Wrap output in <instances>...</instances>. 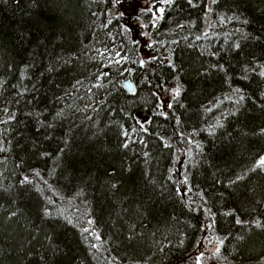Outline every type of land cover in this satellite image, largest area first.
I'll return each mask as SVG.
<instances>
[{
	"label": "trees",
	"instance_id": "16d2710c",
	"mask_svg": "<svg viewBox=\"0 0 264 264\" xmlns=\"http://www.w3.org/2000/svg\"><path fill=\"white\" fill-rule=\"evenodd\" d=\"M155 2L0 0V264H264V0Z\"/></svg>",
	"mask_w": 264,
	"mask_h": 264
},
{
	"label": "rangeland",
	"instance_id": "374dc122",
	"mask_svg": "<svg viewBox=\"0 0 264 264\" xmlns=\"http://www.w3.org/2000/svg\"><path fill=\"white\" fill-rule=\"evenodd\" d=\"M155 1L157 0H132V4H134L137 9V13H139V11H145L147 12V10L149 11H159L161 10V5H159L160 7H158L156 10L154 9V4L156 3ZM134 9V12H135ZM156 13V12H155ZM152 14V13H151ZM135 15V14H134ZM141 15V14H140ZM142 16H138L136 19H131L129 21V18L126 19V22L129 24V29L135 34H138L136 37L138 38L140 32L141 35L139 36L138 41L141 42V44H139V49H143L144 47V39L146 40L147 37V30H146V24H148V21H144L142 20ZM140 30V32H139ZM99 57L105 61V64H121L123 62H130L132 59L135 58V55L132 57L125 55L123 53V47H115V48H105V49H101L99 50L98 53ZM174 89V87H173ZM86 92V93H85ZM173 91L169 88L168 92L165 93V97H163L162 103L165 102V105L168 103V101L170 100L171 96H172ZM81 94L86 95L87 96V100L86 98H84V96H79V99H82L83 101L87 102L88 100H90L92 98V95H89V91L85 90V91H81ZM85 96V97H86ZM161 103V105H162ZM187 153V150L185 149H181L179 152V156H178V164L180 165L185 157V154ZM178 165V167H179ZM219 246V240L214 237V236H210L207 235L206 233H204L200 238L199 241L196 245V247L194 248V250H192L189 254H187L185 257L175 261L172 264H221L217 261L216 259V254H217V249Z\"/></svg>",
	"mask_w": 264,
	"mask_h": 264
},
{
	"label": "water",
	"instance_id": "95a60500",
	"mask_svg": "<svg viewBox=\"0 0 264 264\" xmlns=\"http://www.w3.org/2000/svg\"><path fill=\"white\" fill-rule=\"evenodd\" d=\"M121 85H122L123 89L129 93H132L135 89V84L130 79H125L124 81H122Z\"/></svg>",
	"mask_w": 264,
	"mask_h": 264
},
{
	"label": "snow or ice",
	"instance_id": "6c2138e0",
	"mask_svg": "<svg viewBox=\"0 0 264 264\" xmlns=\"http://www.w3.org/2000/svg\"><path fill=\"white\" fill-rule=\"evenodd\" d=\"M143 63V62H142ZM130 87V86H129ZM175 92H176V94L178 95L179 94V90L178 89H176V90H174ZM171 105H169V107H170ZM258 166H264V157H262L260 160H259V164H258ZM239 222V221H238ZM217 251H219V249H217Z\"/></svg>",
	"mask_w": 264,
	"mask_h": 264
}]
</instances>
